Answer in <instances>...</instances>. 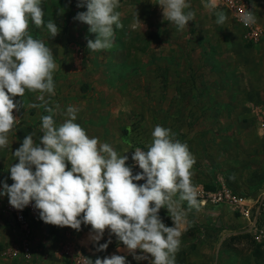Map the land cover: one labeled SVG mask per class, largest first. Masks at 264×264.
I'll list each match as a JSON object with an SVG mask.
<instances>
[{"label": "rangeland", "instance_id": "1", "mask_svg": "<svg viewBox=\"0 0 264 264\" xmlns=\"http://www.w3.org/2000/svg\"><path fill=\"white\" fill-rule=\"evenodd\" d=\"M187 2L195 18L178 30L164 18L157 0H119L116 11L123 27L114 26L110 49L92 52L87 41L94 40L96 34L75 19L87 11L86 0H41L44 25L37 28L29 20V33L52 51L57 65L54 94L26 91L23 97L13 98L23 107L13 111L16 126L8 134V145L0 148V183H13L9 168L18 163L13 153L24 138L34 134V142L39 143L43 135L41 117L50 114L45 109L55 110L53 118L59 126L68 119L71 106L76 109L74 122L90 138L96 137L101 144L108 143L119 155L127 156L126 166L133 175L142 172L132 159L135 148L147 151L152 131L160 125L171 130L174 140L187 144L195 158L191 180L196 188L215 189V183L203 184V180L222 175V182L237 194L264 199V139L258 149L251 138L255 123L244 118L240 124L234 120L238 112L233 104L214 106L215 102L207 99L214 94L211 85H229L225 94H231V86L242 84L244 63L249 61L252 46L243 43L242 30L229 10L208 8L203 0ZM221 11L227 19L218 25L215 13ZM49 20L60 29L54 38L46 27ZM220 116H228L229 121L222 123ZM134 182L143 184L146 180ZM173 199L177 211L183 213L175 264H264V246L252 239L239 219L232 222L224 214L225 205L202 204L197 196L198 206L191 207L180 200L179 193ZM219 206L222 215L214 212ZM159 217L166 226H173L167 208L160 209ZM6 227L13 238L8 240L5 257L20 260L11 255L21 237L19 229L16 224ZM95 235L91 225L84 223L80 230L46 224L37 209L32 228L36 257L22 261L51 264L55 249L53 256L58 252L56 258L64 259L61 264H72L64 255L65 247L71 246L88 254L95 264L97 258L121 255L123 251L118 253V248H126L110 229L98 243ZM109 241L106 250H99L100 244ZM121 256L126 264H151L153 259L140 249Z\"/></svg>", "mask_w": 264, "mask_h": 264}, {"label": "clouds", "instance_id": "2", "mask_svg": "<svg viewBox=\"0 0 264 264\" xmlns=\"http://www.w3.org/2000/svg\"><path fill=\"white\" fill-rule=\"evenodd\" d=\"M156 4L178 30L195 18L187 0H157ZM119 6V0H86L87 11L75 17L96 34L94 40L87 41L90 51L113 46L114 26L123 27L116 11ZM206 7L216 8V0H210ZM215 15L218 25L225 23L227 17L222 11ZM43 16L41 0H0V148L8 145V134L16 126L13 111L23 107L13 98L23 97L26 91L54 94L57 65L52 51L29 33V20L39 28L44 25ZM240 19L245 26L256 22L251 11ZM46 27L52 38L60 31L51 20ZM45 110L50 114L41 117L43 135L39 143L34 142V134L24 138L13 153L18 163L9 168L13 183H4L0 195H7L10 205L18 210L34 201L46 224L76 230L81 223L91 225L97 243L110 229L131 252L140 249L150 254L151 264H175L183 213L177 211L173 197L179 193L180 200L198 206L197 188L191 180L195 158L187 144L174 140L170 129L155 126L147 151L139 147L134 150L132 159L142 172L133 175L126 166L127 156L119 155L108 143L101 144L96 137L90 138L74 122L75 108L68 107V119L59 126L53 118L55 110ZM142 180L146 182H134ZM162 207L168 209L173 226H166L159 217ZM108 243L100 244L99 250H106ZM95 264H126V258L112 255L97 258Z\"/></svg>", "mask_w": 264, "mask_h": 264}, {"label": "built area", "instance_id": "3", "mask_svg": "<svg viewBox=\"0 0 264 264\" xmlns=\"http://www.w3.org/2000/svg\"><path fill=\"white\" fill-rule=\"evenodd\" d=\"M210 3V0H203ZM217 7L229 10L242 30V40L245 44L255 46L264 39V26L256 22L245 26L240 17L244 12L252 11L251 5L247 0H216ZM261 127H264V112L258 117ZM3 185L0 183V192L3 191ZM198 197L202 204L212 203L214 205H225L236 210L238 215L244 220L245 228L252 239L258 244L264 246V199H251L244 195L237 194L227 187L219 188L213 192H207L203 187L197 189ZM0 214H6L11 217L14 224L21 234L20 244L11 255L15 259L30 261L35 256L33 246L32 228L34 221L37 220V208L35 202H31L22 210L13 208L9 203L7 195H0ZM64 255L69 258L72 264H93L88 254L74 247H65Z\"/></svg>", "mask_w": 264, "mask_h": 264}, {"label": "crops", "instance_id": "4", "mask_svg": "<svg viewBox=\"0 0 264 264\" xmlns=\"http://www.w3.org/2000/svg\"><path fill=\"white\" fill-rule=\"evenodd\" d=\"M247 1L250 3L253 14L256 17V23L264 26V0H247ZM250 51L251 52L248 53L249 61L248 62L246 61L244 63V71H243L244 77L242 84L231 86L230 87L231 94H225V92L229 90V85L226 84L211 85L210 91L214 92V94L213 97L210 96L207 99L209 100V102H215L213 104L214 106H216L217 104L221 107H225L227 103L233 104L232 105L233 108L238 112L237 114L238 117H235L234 120H237L240 124L243 123L244 118H247L250 121L252 120L256 126L253 127L255 132L252 133L251 138L256 142L254 144H257V148H258L262 146L261 141L264 139V127H261L258 122L259 115H261V113L264 112V39L259 44L252 46V49ZM207 106H210V104H207ZM192 118L195 117L193 116ZM227 118L228 116H220L222 123L229 121ZM257 148L254 149L256 153L259 152L258 150L259 148L258 149ZM215 162L220 164L219 160H215ZM1 166L2 165H0V168ZM34 170L35 168L33 166V171ZM221 176L218 177L217 179L213 178L212 176V179L210 180L207 179L203 180V184L215 183L214 185H217V187H214L215 189H210L209 191H207L205 187L203 188L207 192H213L219 188L227 187V185L224 182H222ZM199 186H203V185L201 184ZM198 188L201 187H197V189ZM249 198L254 199L252 197ZM224 207H226V212H227V213L224 212V214L228 215V217L232 222L233 220L235 221V219H239L238 221L242 222L245 225L244 220L238 215V213L234 208L229 206H224ZM215 208H216L214 211L215 214L220 215L221 206ZM7 224H10L11 227H13L14 222L11 219V217H9L6 214H0V264H26L22 260H14L9 258L8 256L5 257V255L9 253V248L7 247L8 240L9 239L12 240L13 238L12 233H10V231L7 230L6 227ZM262 224L264 225V219L262 220ZM17 235L19 234L17 233ZM19 238L21 239V237ZM19 238L17 236V240H19ZM19 244H20V240L17 243L16 246L17 248L19 247ZM1 245L5 246V248L4 247L2 248L3 250H1ZM54 250L55 249H53V255L55 252ZM120 250L123 251L121 255H127L132 253L127 247L118 248L117 252L120 253ZM57 254L58 252L56 253V255ZM56 255L55 257L50 256V258L52 259V260L50 259L51 264H61V262L64 261L63 258L62 259H59L58 257L56 258ZM31 262L35 264L36 260L35 262L34 260ZM39 262L40 261H37L36 264H40Z\"/></svg>", "mask_w": 264, "mask_h": 264}]
</instances>
